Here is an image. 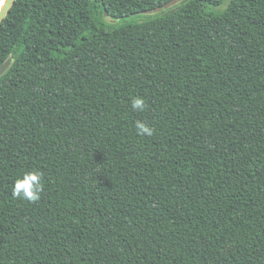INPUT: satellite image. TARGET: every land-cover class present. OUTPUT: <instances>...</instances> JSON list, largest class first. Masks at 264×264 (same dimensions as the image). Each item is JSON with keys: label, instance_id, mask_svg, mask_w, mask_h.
I'll return each instance as SVG.
<instances>
[{"label": "trees", "instance_id": "1", "mask_svg": "<svg viewBox=\"0 0 264 264\" xmlns=\"http://www.w3.org/2000/svg\"><path fill=\"white\" fill-rule=\"evenodd\" d=\"M168 1L14 0L0 264H264V0Z\"/></svg>", "mask_w": 264, "mask_h": 264}, {"label": "clouds", "instance_id": "2", "mask_svg": "<svg viewBox=\"0 0 264 264\" xmlns=\"http://www.w3.org/2000/svg\"><path fill=\"white\" fill-rule=\"evenodd\" d=\"M130 106L134 111L143 112L146 108V100L139 95L132 96ZM134 126L138 136H152L154 133V129L142 120L134 121ZM44 184L45 176L41 169H24L12 181L11 196L30 203L38 202L44 192Z\"/></svg>", "mask_w": 264, "mask_h": 264}, {"label": "water", "instance_id": "3", "mask_svg": "<svg viewBox=\"0 0 264 264\" xmlns=\"http://www.w3.org/2000/svg\"><path fill=\"white\" fill-rule=\"evenodd\" d=\"M181 0H169L168 2L164 3L162 6H158L156 8L153 9H149L146 10L145 13H153V12H159L162 9H166L178 2H180ZM14 4V0H1L0 1V22L5 18V16L8 14L10 8L12 7V5ZM10 61L7 60L5 63H3L0 66V76L4 73V71L7 69V67L9 66Z\"/></svg>", "mask_w": 264, "mask_h": 264}]
</instances>
